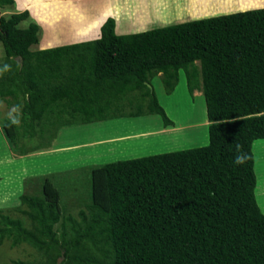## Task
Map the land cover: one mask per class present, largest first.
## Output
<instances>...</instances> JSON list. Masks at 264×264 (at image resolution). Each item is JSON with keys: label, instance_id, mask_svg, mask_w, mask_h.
I'll return each instance as SVG.
<instances>
[{"label": "trees", "instance_id": "trees-1", "mask_svg": "<svg viewBox=\"0 0 264 264\" xmlns=\"http://www.w3.org/2000/svg\"><path fill=\"white\" fill-rule=\"evenodd\" d=\"M28 11L0 17V64L11 65L0 100L23 104L20 126L1 124L14 152L47 148L74 124L157 114L173 126L149 76L162 73L169 94L182 69L189 93L204 95L208 143L91 166V202L78 219L61 215L59 190L45 179L42 195L19 196L29 226L0 211V244L42 256L11 263L264 264L252 151L264 138V6L124 34L109 16L98 38L34 50L39 25L19 26ZM235 141L252 154L244 165L234 164Z\"/></svg>", "mask_w": 264, "mask_h": 264}, {"label": "rangeland", "instance_id": "rangeland-1", "mask_svg": "<svg viewBox=\"0 0 264 264\" xmlns=\"http://www.w3.org/2000/svg\"><path fill=\"white\" fill-rule=\"evenodd\" d=\"M237 1L14 0L12 4L0 6V17L29 10V17L19 26L26 27L31 21L39 25L38 43L30 47L34 50L95 39L99 25L109 16L116 20L115 26L117 22V29L123 30L121 33H132L184 19L264 6V0ZM4 57L0 42V61ZM195 65L199 74V61ZM149 82L173 120V126L164 127L157 114L74 124L61 127L49 147L25 155L14 152L2 137L1 124L13 106L3 100L0 106V211L24 219L29 226V219L20 212L25 205L19 196L42 195V184L49 179L59 190L61 215L71 214L78 219L79 211L86 210L91 202V166L207 144L209 121L201 88L194 90L193 95L189 93L183 69L179 70L178 82L169 94L164 89L162 73L149 76ZM134 93L138 96L140 91ZM23 141L34 145L38 139L26 133ZM256 156L257 175L264 182V150L256 152ZM58 227L59 223L55 225ZM18 258L40 261L42 256L27 244L12 247L9 240H4L0 244V264H12V259Z\"/></svg>", "mask_w": 264, "mask_h": 264}, {"label": "clouds", "instance_id": "clouds-1", "mask_svg": "<svg viewBox=\"0 0 264 264\" xmlns=\"http://www.w3.org/2000/svg\"><path fill=\"white\" fill-rule=\"evenodd\" d=\"M11 71V65L8 63L0 64V76H3L5 73ZM4 104L3 100H0V106ZM22 114H23V104L18 103L13 105L6 113L7 119L10 121L7 127L20 126L22 123ZM235 143V165H244L249 160L252 159V154L248 151H244L242 145L239 142Z\"/></svg>", "mask_w": 264, "mask_h": 264}, {"label": "crops", "instance_id": "crops-1", "mask_svg": "<svg viewBox=\"0 0 264 264\" xmlns=\"http://www.w3.org/2000/svg\"><path fill=\"white\" fill-rule=\"evenodd\" d=\"M214 0H210V2H213ZM216 1H219V0H216ZM229 1H235V0H229ZM237 3H239V1L236 0ZM236 3V4H237ZM231 13V12H230ZM227 14V13H226ZM220 15V14H218ZM208 17V16H207ZM194 19H197V18H194ZM106 20V19H105ZM104 20V21H105ZM185 20V19H184ZM184 20H180V21H176L177 22H183ZM187 20H192V19H186ZM103 21V22H104ZM116 21V20H115ZM103 22L99 25V29H98V36L97 38L100 36L101 34V31H100V26L103 24ZM115 32L117 34H124V33H121L123 32V30H119L117 29V22H116V26H115ZM133 33V32H132ZM42 48H46V47H42ZM2 131V130H1ZM3 133V132H2ZM3 139L6 141L5 137H4V134H3ZM7 144V141L5 142ZM264 150V138H259V139H256L253 141V144H252V151H253V154H254V169H255V173H256V186H255V189H254V192H255V197H256V201L261 209V211L264 213V182L261 181V177H258L257 175V172H258V169H257V156H256V152H260V150ZM258 150V151H257ZM260 155V154H259Z\"/></svg>", "mask_w": 264, "mask_h": 264}]
</instances>
